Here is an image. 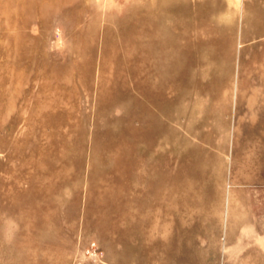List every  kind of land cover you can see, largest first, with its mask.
I'll return each mask as SVG.
<instances>
[{"label": "rangeland", "instance_id": "374dc122", "mask_svg": "<svg viewBox=\"0 0 264 264\" xmlns=\"http://www.w3.org/2000/svg\"><path fill=\"white\" fill-rule=\"evenodd\" d=\"M228 210L264 213V0H0V264H264Z\"/></svg>", "mask_w": 264, "mask_h": 264}, {"label": "crops", "instance_id": "0c3cea01", "mask_svg": "<svg viewBox=\"0 0 264 264\" xmlns=\"http://www.w3.org/2000/svg\"><path fill=\"white\" fill-rule=\"evenodd\" d=\"M230 194L227 196V205L230 208L231 205ZM224 220L226 222V244L228 245H243L244 247L238 248L236 250L251 251L257 250L258 248L247 247V244H260L259 250H264V234H256L260 227V223L257 221L264 220V213L262 212H245V213H235L232 211H227L224 214ZM235 220H243L245 222L235 223ZM250 221V222H247ZM258 227V228H257ZM242 234H238V232ZM248 233V234H247ZM246 246V247H245Z\"/></svg>", "mask_w": 264, "mask_h": 264}]
</instances>
